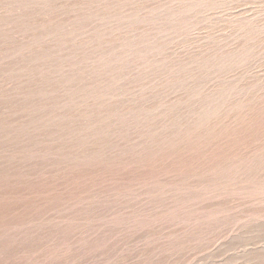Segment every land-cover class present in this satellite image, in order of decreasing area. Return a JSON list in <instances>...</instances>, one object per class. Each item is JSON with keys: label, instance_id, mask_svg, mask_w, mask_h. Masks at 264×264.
Masks as SVG:
<instances>
[{"label": "rangeland", "instance_id": "374dc122", "mask_svg": "<svg viewBox=\"0 0 264 264\" xmlns=\"http://www.w3.org/2000/svg\"><path fill=\"white\" fill-rule=\"evenodd\" d=\"M0 264H264V0H0Z\"/></svg>", "mask_w": 264, "mask_h": 264}]
</instances>
